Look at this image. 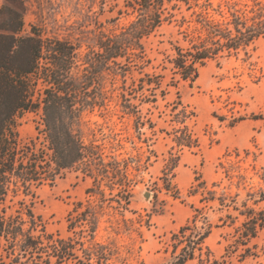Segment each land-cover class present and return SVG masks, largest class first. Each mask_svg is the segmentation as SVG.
<instances>
[{"label": "trees", "instance_id": "16d2710c", "mask_svg": "<svg viewBox=\"0 0 264 264\" xmlns=\"http://www.w3.org/2000/svg\"><path fill=\"white\" fill-rule=\"evenodd\" d=\"M125 7L135 18L120 31H101L96 47L86 52L80 44L45 35L35 26L24 33L19 0L0 8V264H130L134 251L118 236L134 223L126 211L136 180L129 162L108 155L95 139L86 141L83 114L106 104L107 78L112 86L121 80L125 109L137 115L139 129L147 123L153 127L142 105L165 99L168 87L181 80L193 85L210 61L250 60L264 40V0H126ZM164 24H176L185 42L174 44L167 57L174 76L166 84L164 75L148 71L152 58L145 45ZM133 71H138V88L129 94L138 92V104L126 93ZM171 112L175 145L200 149L189 126L196 112L181 96ZM26 113L40 115L37 134L28 141L18 130ZM251 118L264 120V111ZM170 154L164 188L178 197L172 178L181 154ZM245 154L256 161L255 153ZM220 164L225 174L221 180L209 183L196 175L189 196H199L198 203L190 204L191 216L171 233L165 247L169 260L162 264H232L233 259L250 264L264 254L257 242L264 232V167L260 172L252 164L254 176L262 180L255 185L247 168L232 161ZM72 170L91 177L93 185L87 198L69 210L65 232L49 231L25 198L18 207L7 203L21 192L34 197L36 188L54 185ZM104 218L109 236L101 235ZM216 230L221 232L219 244H224L220 258L208 244Z\"/></svg>", "mask_w": 264, "mask_h": 264}, {"label": "rangeland", "instance_id": "374dc122", "mask_svg": "<svg viewBox=\"0 0 264 264\" xmlns=\"http://www.w3.org/2000/svg\"><path fill=\"white\" fill-rule=\"evenodd\" d=\"M12 1L0 0V8L11 5ZM19 1L25 19L24 33L35 26L45 35L80 44L82 52L96 47L101 31H120L135 18L130 10H126V0ZM218 1L214 0L215 3ZM178 41L185 43L176 24H164L145 39L152 58L148 71L164 75L165 84L174 76L167 57L173 53V45ZM130 77L127 97L138 104V92L129 94L132 88H138V71H133ZM106 81L109 90L106 104L83 114L85 139L97 140L105 146L108 155L129 162L128 171L136 180L130 208L126 211V216L134 223L131 229H125L118 236L126 249L134 251L130 264H162L169 260L165 247L171 233L191 216L190 204L198 203L199 196H189L196 175L200 174L209 183L221 180L225 174L220 163L228 165L229 161L247 168L250 176H254V162L257 169L263 171L264 120H253L251 116L264 111V40L257 43L250 60L210 61L200 69L199 78L193 85L181 80L177 86L168 87L165 99L159 97L156 104L142 105V113L151 119L153 127L147 123L139 129L137 115L128 113L124 107L123 91L119 89L122 81L114 86L110 78ZM179 96L196 112L197 116L189 121V126L200 139V149H181L172 140L175 123L171 120V108ZM239 118L244 120L231 125ZM39 120L40 115L35 113H26L20 119L18 130L24 141L37 134ZM246 150L256 154V161L253 154L246 156ZM237 151L239 157H236ZM171 152L181 154L172 178V185L180 191L178 197L164 188L163 170ZM230 153L232 156L228 155ZM252 181L255 185L262 182L257 175ZM92 185L91 177L72 170L54 185L36 188L34 197L21 192L17 197L10 196L7 203L18 207V201L25 198L33 202L34 211L42 216L49 231L65 232L69 210L76 201L87 198V190ZM106 220L103 219L101 235L109 236L110 224ZM220 233L216 230L208 240L219 258L224 253V244H219ZM257 242L264 248V232ZM258 262L264 264V254L258 260H250V264ZM232 264L240 263L233 259Z\"/></svg>", "mask_w": 264, "mask_h": 264}]
</instances>
